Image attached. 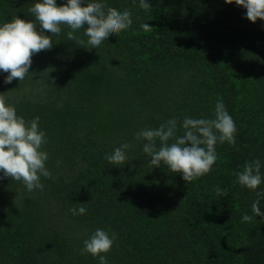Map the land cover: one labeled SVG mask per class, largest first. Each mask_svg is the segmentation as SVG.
I'll list each match as a JSON object with an SVG mask.
<instances>
[{
	"label": "trees",
	"instance_id": "16d2710c",
	"mask_svg": "<svg viewBox=\"0 0 264 264\" xmlns=\"http://www.w3.org/2000/svg\"><path fill=\"white\" fill-rule=\"evenodd\" d=\"M33 2L0 0V23L33 19ZM147 2L149 12L139 0H107L131 10L133 24L99 49L67 40L64 28L32 56L24 80L6 84L0 71V93L17 114L39 117L52 174L28 192L0 173V264H98L80 254L97 228L117 234L108 264H264V217L233 175L246 161L264 163V20L224 0ZM217 98L237 132L234 145H216L212 170L184 182L167 166L152 168L135 133L172 118H213ZM125 142L129 162L110 165L106 154ZM80 206L87 214L73 216ZM259 206L264 213V197Z\"/></svg>",
	"mask_w": 264,
	"mask_h": 264
},
{
	"label": "clouds",
	"instance_id": "9594fccd",
	"mask_svg": "<svg viewBox=\"0 0 264 264\" xmlns=\"http://www.w3.org/2000/svg\"><path fill=\"white\" fill-rule=\"evenodd\" d=\"M246 9V18L255 23L264 20V0H224ZM136 3V0H133ZM139 8L151 11L147 0H139ZM33 19L13 16L0 23V71L7 73L4 83L10 84L28 77L32 56L53 47V36H60L64 28L69 29V41L85 45L86 49H99L110 36H119L131 28L132 11L118 10L109 6L107 0H66L57 5L56 0H34L28 8ZM87 25V27H85ZM141 28L151 32L152 26L144 23ZM83 31L86 42L76 33ZM45 32L50 35H45ZM178 132L182 134L178 135ZM236 123L228 113L223 100L217 98L213 118H192L182 121L172 118L156 128H145L135 133L136 140H143L142 152L150 158L151 167L167 166L170 173H180L184 182H192L207 175L217 160L216 145H234ZM169 141H172L169 143ZM159 142V146H157ZM47 136L39 126V117L25 120L17 114L16 107L0 93V173L11 181L21 182L28 192L43 190L41 177L51 179L46 162L49 159L44 146ZM130 143H123L105 159L110 165L123 166L129 162L127 151ZM264 163L260 159L246 161L240 171L233 175L236 183L255 193L257 199L251 204L255 216L261 213L260 198L264 191H258L264 184ZM218 196H226L227 190L214 186ZM73 216L86 215L84 206L69 209ZM253 216L244 214L243 222H251ZM117 238L116 233L97 228L82 241L81 255H91L98 264H108L107 253Z\"/></svg>",
	"mask_w": 264,
	"mask_h": 264
}]
</instances>
